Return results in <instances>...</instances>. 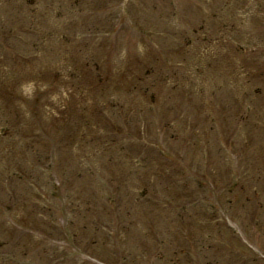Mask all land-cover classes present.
Listing matches in <instances>:
<instances>
[{"label":"rangeland","instance_id":"374dc122","mask_svg":"<svg viewBox=\"0 0 264 264\" xmlns=\"http://www.w3.org/2000/svg\"><path fill=\"white\" fill-rule=\"evenodd\" d=\"M7 1L14 0H0L1 22L17 12ZM260 1L80 0L78 9H69V0H34L29 9L36 24L13 30L7 45L16 60L0 52V76L10 81L12 61L23 119L31 112L36 120L42 111L46 121L62 117L61 163L52 162L59 171L50 173L32 162L30 143L18 134L0 142V207L14 198L17 206L30 207L32 187L50 182L54 190L51 185L62 182V199L37 196L62 202L63 209L57 221L47 219L54 224L45 245L36 235L26 237L36 260L17 262L37 263L41 255L45 264H172V257L176 264H264V208L259 225L240 228L225 216L234 214L229 203L238 198L214 185L235 173L237 186L264 184V97L254 92L264 52L250 55L253 43L264 45ZM239 45L248 50L236 51ZM54 74L58 87L46 88ZM38 93L39 103L32 101ZM259 98L258 113L241 110ZM232 120L238 121L230 136L235 154L226 155L214 144L213 130ZM69 135H77L70 147ZM200 136L213 145L208 163ZM160 151L177 163L168 165ZM24 154L28 160H19ZM75 165L90 173L71 171L75 177L65 180L64 169ZM29 171L31 178L22 180ZM181 176L193 183L176 185ZM237 211L243 222L244 208ZM10 215L18 220L23 213ZM13 228L1 213L0 238Z\"/></svg>","mask_w":264,"mask_h":264}]
</instances>
